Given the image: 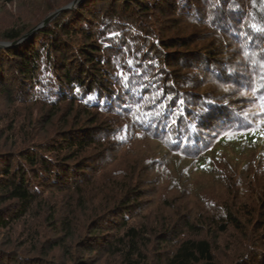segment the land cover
<instances>
[{
    "label": "trees",
    "instance_id": "trees-1",
    "mask_svg": "<svg viewBox=\"0 0 264 264\" xmlns=\"http://www.w3.org/2000/svg\"><path fill=\"white\" fill-rule=\"evenodd\" d=\"M73 1L0 0L32 15L0 30V264H60L58 250L92 264L79 249L115 264H264L262 186L258 205L219 186L207 218L145 202L184 195L198 174L222 185L230 157L231 171L249 153L264 161V0H81L13 45ZM181 18L195 30L170 26Z\"/></svg>",
    "mask_w": 264,
    "mask_h": 264
},
{
    "label": "rangeland",
    "instance_id": "rangeland-1",
    "mask_svg": "<svg viewBox=\"0 0 264 264\" xmlns=\"http://www.w3.org/2000/svg\"><path fill=\"white\" fill-rule=\"evenodd\" d=\"M33 1L35 2V1H40V0H33ZM27 9H28L27 7H24L20 3L18 4L17 2L13 3L12 5H8L6 8H1V6H0V30L6 29V28H8V27H10L12 25H15V23H18V22L22 23L23 19L24 20H30L32 18V15H31V12H27L28 11ZM55 11H52L50 14H52ZM44 14L43 15L46 16V17L50 15V14L46 15V13H44ZM33 16H34V13H33ZM39 17H41V15H38V18ZM42 21H44V19H42L38 24L40 25L42 23ZM177 21L178 22L170 23V26L171 27L173 26V28L175 29L174 24L179 23L180 27H178V28H180L181 30H184V29H187V28L190 29V30L191 29L195 30V28H196V26L192 25L191 23H189V21H187L185 19L183 20L181 18V19H178ZM196 31L197 32H201L200 29H197ZM196 31H194V32H196ZM201 33H203V35H204V37L201 38L202 40H204L203 44L206 46V48H209L210 45H209V41H208L207 38H213V37H211V35L209 34L208 31H203ZM26 35H28V33ZM254 36H255L256 39L263 41L264 40V32H263V30L259 31V33H254ZM213 39L216 40V38H213ZM5 46H7V45H5ZM241 66H244V65L241 64ZM206 86L208 87L209 85H206ZM208 88L213 89L211 86H209ZM6 97L7 96H5V94L0 90V118H1V116L4 115L5 109L8 106ZM35 108H39V109L35 110V114H36L35 116L38 117V118L42 117L43 114H46V110L48 112L47 107H43V108L35 107ZM43 122L44 121L41 122V126L38 124V128L41 129L43 124H45V122L44 123ZM1 126L4 127L5 123H2ZM46 135L44 133H41V135L38 136V139L40 138V139L43 140V138H46ZM262 137L263 136L260 137V141H262ZM2 142H4V141L3 140L0 141V145H1ZM137 143H138L137 144V146H138L137 149L140 148V150L146 151L147 153L153 152L151 147L149 145L147 146L146 143H143V142H137ZM152 145L154 146L155 144H152ZM143 151H142V153H144ZM117 154H118L119 158L124 155L125 157H131L130 158L131 160L133 159L132 158L133 154L128 152L126 149L122 150V152L119 151V153H117ZM248 157L251 158L250 166L249 167H248V165L244 166L243 163L246 162V161L242 162L239 159L240 162H239V165L237 166V168L235 167L236 168L235 171H231L230 170V165L235 166L234 165L235 161L231 157H230V160L228 159L227 162L221 163V166L223 168H225V170H226V172L228 174L231 175V178H228V180H224V183L222 185L219 182H215L213 180V175H209L208 174V175L201 176V174H198L197 176L195 175L194 177H192L191 185L187 188V190H186L187 192L184 195H181L179 193H175L174 191H170L169 194H168V192H166L164 190L165 187H162V188H160L158 194H157V191H156V196L147 197L145 199V202H147L148 205L156 206L158 208V210H159V207L161 206L160 207V211L163 214V216H166V215L169 216V213H171V212L168 209H165L164 205L162 204L163 200L165 198H169L168 200L172 201V202H175V204H176V206L178 207L179 210L181 209L183 212H186L187 210L194 211L197 216L203 215L205 218H207V215L211 214V213H209V211H210L209 210V206H210V208L214 206V204H215L214 202H215L217 196L220 194V192L225 194V189H222V190L220 189L219 190L217 188H219V186L221 188L222 187L223 188H227L228 183L231 181L233 183V185H234L235 193L238 194V198H239V201H240L239 203L242 202V199H246V197H248V199H246V201L248 200L250 204L254 203V204L258 205L259 202H261V200H260L261 197L263 196L260 191H261V186L264 188V182L263 183L262 182L256 183V182H258L257 178L259 176H264V161L262 159H260L259 157L256 158L252 154L250 155V153L248 154ZM121 159H123V158H120V160ZM242 171H243V173H242ZM178 173H180V170H179ZM220 178H222V176ZM154 179H155V177L153 175H149L148 179H147L148 182L150 181V184H152V186H153V180ZM250 179L251 180L254 179V186H253V189H252L253 193L248 194V193H250L248 191L249 190L248 189V183H249ZM262 181H264V180H262ZM197 183H199V184H197ZM195 184L198 187L197 192L194 190ZM199 185L201 186V188L199 187ZM150 186L149 187L147 186L148 189H150ZM213 189H215V191H213ZM213 193H215L214 196H213ZM217 193H218V195H217ZM166 194H168V195H166ZM51 196L52 195H48L46 197H51ZM233 196L234 195L231 194L230 198L233 199ZM222 197H224V196H222ZM152 199L154 200V203H153ZM56 201H57V199H56ZM58 201L61 203V205L59 206V211H61V213H62V212H64L63 211L64 207H62V206H64L63 202H62V199L60 198ZM90 207H91V205H90ZM151 208H152V210H151ZM151 208H150L149 212L146 213V215L149 216V218H151V220L154 222L155 220H158L157 217L158 216L160 217L161 214H159L160 212L159 213L156 212L157 210L153 211V207H151ZM151 211H153V212L151 213ZM168 219L170 220V219H173V218H172V216H170V217H168ZM21 228L22 227H18L16 229V231L14 233L15 234L14 238L18 237V234H19ZM56 234L57 233H56L55 230H52V229H49V228L47 229V233H46L47 237L48 236L49 237L50 236H55ZM248 234H249L250 239L254 235V233L252 231V228L250 229V227H249V233ZM260 234L262 235V233H260V231L256 233V235H260ZM221 237H224V235L222 234ZM251 240H253V239H251ZM237 241L238 240H236V242ZM243 244H244V247H245L249 243H247V241H246ZM79 250H80V252H82L83 258L86 257V260L88 258H90V257H91L90 259H93V260L89 259L92 262V264H94L95 261H96L95 264H115V262H111V260L107 257V255H105V252L104 253L98 252L96 254L88 255V254H85L82 249H79ZM232 254H233V252H232ZM232 254H231V251H230V255H232ZM80 256L81 255H76V259L74 261L73 260L72 261L71 260H66V259L63 258L62 250L61 251L58 250V251L50 252L48 258H49V260H53V259L54 260H58L60 262V264H76L75 261L77 259H80ZM235 261H230V263L233 264ZM234 264H236V263H234ZM237 264H240V263L237 262Z\"/></svg>",
    "mask_w": 264,
    "mask_h": 264
},
{
    "label": "water",
    "instance_id": "water-1",
    "mask_svg": "<svg viewBox=\"0 0 264 264\" xmlns=\"http://www.w3.org/2000/svg\"><path fill=\"white\" fill-rule=\"evenodd\" d=\"M79 1H80V0H75V1H73L71 4H69L68 6L63 7V8H61V9H58V10H56L55 12H53L52 14H50L49 16H47V17L44 19V21H43L40 25H38L35 29H33L31 32H29L28 35H26L24 38H22L21 40H19V41L13 43V45L22 42L24 39L28 38L29 35H31L33 32H35V31L38 30L39 28H41V27L47 25L52 19H54L57 15H59L63 10H67V9H69V8H72V7L76 6V5L79 3ZM5 45H11V44H8V43H0V46H5Z\"/></svg>",
    "mask_w": 264,
    "mask_h": 264
},
{
    "label": "snow or ice",
    "instance_id": "snow-or-ice-1",
    "mask_svg": "<svg viewBox=\"0 0 264 264\" xmlns=\"http://www.w3.org/2000/svg\"><path fill=\"white\" fill-rule=\"evenodd\" d=\"M146 115H151L150 113H146ZM253 131H255L254 129H253ZM124 137H122V139H123Z\"/></svg>",
    "mask_w": 264,
    "mask_h": 264
},
{
    "label": "bare ground",
    "instance_id": "bare-ground-1",
    "mask_svg": "<svg viewBox=\"0 0 264 264\" xmlns=\"http://www.w3.org/2000/svg\"><path fill=\"white\" fill-rule=\"evenodd\" d=\"M171 63H172V62H171ZM171 63H170V64H171Z\"/></svg>",
    "mask_w": 264,
    "mask_h": 264
}]
</instances>
